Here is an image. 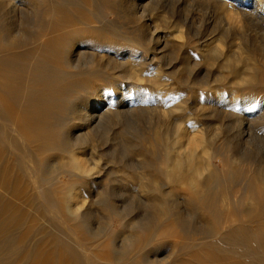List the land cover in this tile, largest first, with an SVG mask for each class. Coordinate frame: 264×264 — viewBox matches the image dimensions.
<instances>
[{"label":"rangeland","instance_id":"obj_1","mask_svg":"<svg viewBox=\"0 0 264 264\" xmlns=\"http://www.w3.org/2000/svg\"><path fill=\"white\" fill-rule=\"evenodd\" d=\"M36 1L41 18L30 16L25 26L38 41L58 35L66 42L63 39L69 35L70 43L81 42L85 51L94 47L102 53L107 47L113 55L116 51L108 44L121 45L128 52L144 39L148 41V31L158 24L159 34L169 38V43L163 50L165 56L157 59L161 76L153 79L147 70V79L137 83L148 96L144 106L148 110L136 113L134 121H112L109 128L93 134L84 148L65 146L63 134L39 142L43 134L39 132L33 137L38 145L24 141L18 135L23 128L21 110L9 99L12 116L6 122L0 119V264H257L246 252L253 242L250 235L240 244H224L218 252L209 234L218 228L222 235L239 219L251 218L242 211L251 205L246 189L254 182L229 180L228 174L231 164L242 158L247 159L239 163L236 173L257 165L255 157L264 162V64L251 59L250 53L242 54L236 44L252 43L264 63V20L248 23L239 33L229 27L226 15L211 0H61L70 3L67 10L79 13L76 24L63 25L53 15L52 0ZM0 7V28L7 27L9 7ZM150 16L154 21L143 25V19ZM133 36L142 42H134ZM139 50L138 58L158 52ZM95 60L77 69L66 67L74 72V79L70 76L62 84L77 83L75 102L80 97L92 98L96 92L112 94L118 82L126 81L123 68L99 57ZM52 67L50 73H54ZM242 71L250 76L240 78ZM173 101L177 105L174 119L181 129L174 134L173 123L167 124L176 136V148L165 146L162 157L155 160L163 149L148 141L155 134L154 123L164 120L155 107H171ZM242 105L256 107L252 129L247 128L251 143L240 139L247 138L241 130L243 120L238 121L244 115ZM175 153L190 170L178 182L161 171L169 168ZM138 161L151 162L153 178L167 181L171 188L141 190V173L124 167ZM78 162L89 169L79 170ZM216 173L226 180L224 187L205 186L202 181ZM213 198L217 212L211 206ZM231 209L241 214L231 217ZM255 231L264 235V220ZM234 237L240 234L235 232ZM241 246L246 253L240 251ZM256 246L255 255L263 258L264 245Z\"/></svg>","mask_w":264,"mask_h":264},{"label":"bare ground","instance_id":"obj_2","mask_svg":"<svg viewBox=\"0 0 264 264\" xmlns=\"http://www.w3.org/2000/svg\"><path fill=\"white\" fill-rule=\"evenodd\" d=\"M15 1L16 0H0V5L3 8L9 7L6 13L8 18L10 19V24L7 27L0 28V91L2 95L0 97V119L2 120V122H6L12 116L8 106V101L9 99H11V101H13V103L21 110V117H19V121L23 128H20V132L18 133L21 139L38 145V139L33 137L39 134V132H43L39 142H43L48 137H59V135L63 134L62 137L64 140L62 142L65 144V146L79 145L80 148H84L93 139V134L100 130L109 128L112 121L117 120L119 123H121L123 120L134 121L135 114L140 112L144 108V106H146V99L148 97L146 96V94H143L142 91H140L141 89L139 86H137V83L147 79L145 77V75L147 74V70L152 71L147 75H151V77L153 76V79H158L161 76V65L159 64L160 62H157V59H162V56H165L163 50L168 46L169 38L167 37L168 39H166L159 34V26H157L158 24L153 25V30L148 31L150 41L144 39L143 44L139 43L140 45L138 46H132L128 52H124L126 51L125 47L113 43L108 44L109 47L113 48L116 51L115 53H113V55L111 54L110 49L107 47L106 49H103L102 53L101 51L98 52V50L94 47H90L91 49L88 52L87 50L85 51V45H81V42L70 43L69 35L63 39V41L66 42H62L61 40H59L58 35H50L47 38H39L45 41H38L36 36L33 35V33H30L28 27L25 25L28 24L27 22H29L30 16L35 20L37 18H41V12H39V3L36 0H17V3H15ZM155 1L156 0L152 2ZM211 1H214L219 7L218 10L220 9L226 15L225 17L227 18L229 27H233L239 33L244 31L245 25H247L248 23L256 25L260 23L261 20H264V0ZM51 4V9L53 11V15L55 16V19H57L58 22H62L63 25H69L73 23L76 24L79 20V13L74 11L70 12L69 10H67V5L70 3L67 4V2H63L61 0H52ZM136 13L137 12H135V14ZM153 21L154 19L152 16H150L149 19L144 18L143 25H150V23ZM261 23L264 22L261 21ZM182 30L181 33H183ZM178 31L180 30L178 29ZM128 34L130 33L128 32ZM178 36L180 35L178 34ZM133 38L135 39H133L134 42H142V40L134 36ZM30 41L31 44L29 43L28 45L27 42ZM246 42L244 41V43H237L236 47L238 48V50L242 54L250 53V55L252 56L251 59H255L260 64H264L262 55L257 51V49L253 48L254 46H252V43ZM101 45L104 44H100V46ZM129 45L126 44V46ZM144 45H146L148 48H145ZM86 47L89 48V46ZM138 50L143 52L145 50L158 51L155 54L162 53V55L157 57L153 53L151 57L141 56L140 58H138ZM117 55H119L121 58H118L119 56ZM96 57H99L101 61H107L109 65L114 64L117 67L123 68V71L121 72L124 76L122 77H124L126 81H117L118 83L115 85V92H113L112 94L96 92L95 96L92 98L85 100L81 99L80 97V101L75 102L76 99L74 97V94H76V92L78 91V89L76 88L77 83L64 82L65 84H62V82L66 81L70 76L71 79H74L72 78L74 72L71 73L70 71L66 70V67H73L77 69L78 65L82 64L83 62L85 65H87L86 63H93L92 61L95 60ZM142 59L145 61H143ZM49 64L51 66H54L52 67L54 69V73H50ZM62 64L66 66L64 67L62 66ZM150 65H152V67H150ZM132 70H134V73L132 72ZM238 76L243 79L247 76H250V73L248 71H242L241 73L238 72ZM155 108V111H158L162 114L164 120L156 121L154 123L153 129L155 131L153 133L155 134L151 137V140L150 137L149 141L147 138V141L151 142L152 147L153 145H155V147L161 145L163 149L162 153L156 154L154 156V159L157 160L162 157L161 155L164 154L165 146L172 149L176 148V146L174 145H176L177 142L174 139L176 137L174 134L178 133L179 129H181V126L177 123L176 119H174L176 118L174 115L177 109V105L175 102L171 107L162 106L160 108ZM240 108V110L244 111V115L239 119L237 118L238 121L241 119L243 120V123L241 121V124H243L242 129L240 127L239 128L242 130V133L247 134L245 135L247 136V138H239L241 140L249 139L251 135L247 128L251 127L252 129V124L254 122L253 115L256 114V112L254 113V111H256V107H254L253 105H242ZM144 110H146V108H144ZM139 114L141 113H138V116ZM257 117L260 118L261 114H258ZM170 122L173 123L174 134H172L170 132L171 129L169 130L168 128V124ZM66 126L67 129L65 130ZM61 128H63V133L60 131ZM172 136L173 138L170 140ZM250 140L251 139L244 141L249 143ZM190 147H192V145ZM151 149L153 150L155 148ZM161 150H159V153ZM238 157L242 158L241 154H239ZM258 157L257 159L256 157L254 159V162H258L257 165L249 166L247 170L241 173H236V170L239 167V163L245 161L247 158H242L241 161L233 162V164H231L230 166L231 169H229L230 176L228 174V178H230L229 180L237 181V179L244 178V180H247L248 182H254L253 186L246 189L247 194H249L248 197L252 200L250 202L251 205L248 209L242 211V213L247 214L248 217L250 216L251 218L248 220L242 219V221H240L239 219L238 224H231L227 229L225 227L226 230L222 235L218 228H213L210 230L209 238L211 240L213 249L219 252L221 251V247L224 244L230 245L231 242H238V244H240L248 235H250L249 237L251 241H253L251 249L248 248L246 250L245 246H241L240 251L243 254L246 252L247 255L252 254L250 255L252 256L250 260L257 261V264H264V257L259 258L255 255L254 252V250H256L257 244L260 245V243H262L264 245V235L255 231L261 221L264 220V162L262 160L260 161V159L258 160ZM184 159L186 160L185 164L189 165L190 157L186 155L184 156ZM150 163L151 162L148 161H138L135 164L131 162L130 165L124 167L136 170L138 173H141L140 178H142V181L138 184V187L141 190L147 192L153 189H158L160 191L166 192L167 189L171 188L169 187L170 184L167 181H158L153 178V174H151V172L149 171L152 168L153 164ZM78 164L79 165L77 167L81 171H87V169H89L84 165L81 166L79 162ZM45 170L46 171H41H44V174L50 173L49 169ZM206 170L208 169L206 168ZM161 171H165L170 179L177 182L178 180L180 181L183 177H186L190 172L189 168H184V161L182 160L179 153H175L174 156L171 157L169 161V168H164ZM147 177H150V179ZM143 179L146 181H144ZM202 182L205 186H215L216 184L217 188L223 184V186L221 187L223 188L226 180L224 181V178L221 179L218 174H209V176L206 177V179H204V181ZM195 188L198 189L197 187ZM222 191H226V189ZM216 202V198H213L211 200V206L215 212H217V205H215ZM160 205L163 208L165 206L163 202L160 203ZM164 209L167 210L166 208ZM238 214H241V212L239 213L238 210L236 211L231 209L228 215L232 217ZM235 232H238L240 234V237H237V239H234Z\"/></svg>","mask_w":264,"mask_h":264}]
</instances>
